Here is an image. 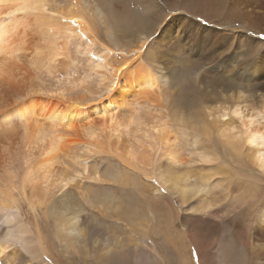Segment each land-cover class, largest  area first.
Wrapping results in <instances>:
<instances>
[{"label":"bare ground","instance_id":"bare-ground-1","mask_svg":"<svg viewBox=\"0 0 264 264\" xmlns=\"http://www.w3.org/2000/svg\"><path fill=\"white\" fill-rule=\"evenodd\" d=\"M175 1L160 0L166 6L175 4ZM179 1L184 6L182 11L207 23H238L256 28L264 23V0ZM81 4V0H65L64 7L58 9L54 0H0V264H18L20 259H23L24 264H52L47 236L43 233L44 227L38 222V211L46 226L51 225L53 228L54 239L61 245L67 259L73 251H77L79 255H91L94 260L105 254L108 257L104 262L112 263L113 238L107 236L102 248L100 241L93 240L92 237L91 247L87 246L90 234L86 236L87 216L82 214L83 206L99 212L111 210L110 196H98L94 191L93 195L83 191L73 195L69 189L75 179L80 178L79 173H88L87 159L101 154L116 159L124 170L140 172L146 181L157 178L159 185L174 198L182 212L199 214L200 218L195 216L200 223L199 228L191 229L187 235L191 245L196 248L199 259H204L209 256L208 251L203 249L205 239L216 233L220 224H225L224 216H221L219 224L210 221L218 211L213 203L217 200L213 190L221 187L225 198L229 186L233 189L234 186L236 189L242 186L241 193L237 190L238 195H230L229 203L250 209L258 205L253 198V192L258 189V181L246 173L242 174L246 177L239 178L232 169L224 166L216 171L212 169L213 172L201 171L202 174L198 175L182 170L181 149L170 142L167 128L152 129L159 134L157 139L160 148L164 150L166 161V166L155 170V175L145 169L149 162L144 161L146 157L140 158L132 148L125 150L126 148L121 147L120 138L123 134L128 135L133 127L136 132L146 127L145 119L141 121L136 116L135 100L158 89V79L154 72L137 62L147 40L145 36L141 37L139 46L132 50L125 51L114 43L113 49H103L102 57L94 55L93 69L102 73L100 75L107 96L95 99L85 97L79 101L66 97L62 90H43L36 80L41 74L49 75L59 58L68 60V47L72 40L87 41L84 49L75 47V52L79 55L88 54L89 48L98 45L86 22L88 18L84 16ZM177 10L179 12L180 8L172 9L171 12L176 13ZM101 12L94 9L93 15L98 16ZM100 17V20H106V16ZM132 18L142 20L136 13ZM71 21H75V24ZM136 27L147 31L145 20L138 21ZM114 50L121 55L120 61L110 60ZM175 78L178 85L180 78ZM119 80V86L111 91ZM14 88L11 100H3L2 90L12 91ZM232 89L234 86L227 82L221 92L228 94L223 107L212 108L205 117L214 115L216 122L228 117L229 121L217 123L218 125L214 123L211 127L212 132H216L224 154L238 161L241 156L247 162L246 165H250L248 167L264 175V100H260L257 107L249 113L244 105L246 100L243 93L236 88L232 92ZM186 99L179 95L174 101L177 109H183L187 113L183 125L208 137L211 131L194 118L188 102L190 100ZM197 104L200 109L205 110L202 101L199 100ZM234 120L237 121L236 125ZM142 135L148 136L145 133ZM195 157L197 161L204 163L214 160L213 152L210 151H200ZM139 158L143 161L140 162ZM106 174H99L97 169H91L90 178L98 183L128 180L125 175H121L120 179ZM215 175L222 177L213 179ZM220 183H224V186ZM25 211L29 219L24 216ZM189 217L193 218V215L190 214ZM256 220L262 226L259 229L261 234L264 232L263 205ZM229 228L216 241L220 264H233L239 258H242V264H264V240L255 242L242 234L240 239L239 234L233 232V227ZM141 232L144 240L146 234L144 230ZM178 246L174 242L168 246L172 250L173 259L176 255L181 264H187L191 260L190 255L180 251ZM255 246L260 250L261 258L253 252ZM98 247L102 248L100 256L96 253ZM182 248H186L184 244Z\"/></svg>","mask_w":264,"mask_h":264},{"label":"rangeland","instance_id":"rangeland-1","mask_svg":"<svg viewBox=\"0 0 264 264\" xmlns=\"http://www.w3.org/2000/svg\"><path fill=\"white\" fill-rule=\"evenodd\" d=\"M54 1L58 9L64 7L65 0ZM81 3L84 16L88 18L86 22L97 39L98 45L89 48L88 54L79 55L76 54L75 47L80 46L81 49H84L87 41L72 40L68 47V60L59 58L54 70L49 75L41 74L40 80L39 77L36 80L38 84H41L42 89L62 90L66 97L79 101L85 97L95 99L99 96H107L100 75L102 73L93 69L94 55L97 58L102 57L103 49H113L114 43L125 51L132 50L139 46L141 37L145 36L147 40L142 52L139 53L137 62L154 72L158 79V89L152 94L138 97L135 100L136 116L141 121L145 119L147 128H142L143 131L141 129L140 132H136L135 127L131 128L128 135L121 136V147L126 148L125 150L132 148L138 157H146L147 160L145 158L144 161L149 162L146 163L148 166L145 169L152 171V175H155L157 172L155 170L164 168L166 161L164 150L160 148L157 139L159 134L152 129L167 128L170 142L177 144L181 149L182 170L189 171L192 175H198L206 173L205 171L213 172L212 169L216 171L219 167L224 166L227 169H232L239 178L246 177L242 175L246 173L258 181V189L253 192L255 196L253 198L258 202V205H254L250 209L233 205L232 202L229 203L230 195L234 193V197L239 194L238 191L241 193L242 186H238V189L235 186L234 189L229 186L228 195L225 198L222 195L221 187L213 190L217 198L213 203L218 211H216L215 217L210 218V221L219 224L224 216L223 223L225 221V224H220L219 230L205 239L206 243H204L203 249L208 251L209 256L207 255L206 259H201L202 262L196 248L191 245L188 238V232H191V229L196 230L200 226L195 217H199V214L182 212L174 198L159 185L157 178L153 177L146 181L140 172L124 170V167L112 157L104 154L91 156L86 161L89 168L88 173H79L80 178L75 179L69 189L73 195L78 194L79 191L91 195L94 191V194L96 192L98 196L103 197L108 195L112 204L110 205L111 210H101L100 212L83 206L82 214L87 216L85 217L86 226L88 231L90 229L89 232L86 231V236L90 234L87 246L91 247L90 243L92 244V242L90 241L93 237V240L100 241V247H102L106 237L110 238L111 236V239L114 240L111 264H181L176 255L173 259L172 250L168 248L174 242L177 246L179 245L180 251L183 250L187 256L190 255L191 260L187 264H220L221 258L217 254L219 249L216 241L223 237L224 231L230 230V226L233 227V232L239 234L240 239L242 234L255 242L263 241L264 232L260 234L262 231L259 229L262 226L258 224L256 217L261 206H264V175L257 173L254 168L248 167L250 165H246L247 162L241 156L238 161L224 154L216 132H212L211 127L214 126V123L227 122L229 118L226 117L216 122L213 119L214 115L207 118L205 116L212 108L223 107V101L228 94L224 95L221 92L227 82H231L234 86L232 92L236 88L243 93L246 100L244 105L247 106L249 113L257 107L260 100H264V23L257 28L248 25H244L247 26L244 28L242 24L238 23L235 25H220L217 23L218 21L207 23L201 18H194L191 14L182 11L184 6L179 0H176L173 5L168 4V6L162 5L160 0H123V7L116 14L111 9L103 7L102 4L99 5L95 0H81ZM175 8H180L179 12L177 10L176 13H172V9ZM94 9L102 11V15L100 13L98 16H94ZM134 13L142 17V20L134 19L137 25L138 21H146L147 31L137 27L135 30L138 29V31H134V34L130 31L127 21L134 16ZM100 16H106L104 19L109 23L106 20H100L99 18H102ZM121 59V55L117 50H114L110 60L120 61ZM175 77L180 78L178 85H176L178 80ZM8 91L2 90L1 93L6 102L11 100L15 88ZM179 95L187 98V101L190 100L188 102L190 110L194 113V118L200 120V125L206 126L211 131L208 137L183 125V123L185 124L184 120L187 119V113L183 109H177L174 102ZM40 98L45 99L46 97L40 96ZM199 100L203 102L205 110L199 108L200 105L197 104ZM182 117H184L183 120H180ZM192 124L195 125L194 122ZM236 124L237 121L234 120V125ZM141 133L148 136L144 137ZM200 151L213 152L214 160L208 163L197 161L195 154ZM140 158L138 160L143 161ZM91 169H97L99 174L107 173L118 176L120 179L121 175H125L128 180L120 183H98L90 178L92 176ZM219 177L222 176L215 175L213 179ZM220 185L224 186V183H220ZM226 187L227 185H225ZM246 199H248V195ZM23 214L28 218L26 211ZM190 214L193 215V218L189 217ZM226 218L227 220H225ZM38 222L41 227H44L43 233L47 236V247L51 254L50 263L71 264L72 261H75V264H107L104 260L106 261L108 256L101 255L102 251H100L104 246L101 249L100 247L96 249L98 256L101 255L99 259L95 258L94 260L89 254L79 255L77 251H73V254L67 259L61 245L54 239L53 228L51 225L50 227L46 226L40 211H38ZM142 230L146 234L144 240L141 237ZM213 237L214 239L217 237V239L214 240ZM181 244H184L186 248L183 249ZM257 249L255 246L253 252L257 254L258 258H261L260 250ZM241 259H237L233 264H242Z\"/></svg>","mask_w":264,"mask_h":264},{"label":"snow or ice","instance_id":"snow-or-ice-1","mask_svg":"<svg viewBox=\"0 0 264 264\" xmlns=\"http://www.w3.org/2000/svg\"><path fill=\"white\" fill-rule=\"evenodd\" d=\"M95 2L98 4H102V6L105 7L106 9H111L114 14L118 13L123 7V0H95ZM71 23L75 24V21H71ZM136 25H137V22L132 17H130L127 21V26L129 27L130 31L133 32V34L135 31ZM121 72H123V70H121ZM117 75H120V74L118 73ZM119 83H120V80L110 90L113 91L114 89H116L119 86ZM99 162H103V161H99ZM18 264H24L23 259H20ZM71 264H75V261H72Z\"/></svg>","mask_w":264,"mask_h":264}]
</instances>
